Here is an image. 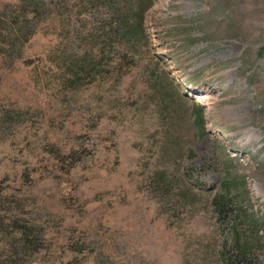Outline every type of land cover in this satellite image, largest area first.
<instances>
[{
    "label": "rangeland",
    "instance_id": "obj_1",
    "mask_svg": "<svg viewBox=\"0 0 264 264\" xmlns=\"http://www.w3.org/2000/svg\"><path fill=\"white\" fill-rule=\"evenodd\" d=\"M153 1L0 0V264H264V0Z\"/></svg>",
    "mask_w": 264,
    "mask_h": 264
},
{
    "label": "trees",
    "instance_id": "obj_2",
    "mask_svg": "<svg viewBox=\"0 0 264 264\" xmlns=\"http://www.w3.org/2000/svg\"><path fill=\"white\" fill-rule=\"evenodd\" d=\"M93 6L97 8L99 6V0H89ZM105 2V0H100ZM110 4L111 11V38L116 39L119 43L125 44L127 41L131 40V37L135 35H143L144 33V22L145 17L148 11L154 5L153 0H107ZM38 6V7H37ZM35 7L38 10H44L46 5L38 2ZM19 24V23H17ZM21 25V26H20ZM16 29L19 33L18 40L11 42L15 45L17 41L28 42L30 23L27 18L20 24ZM129 39V40H128ZM129 43V42H127ZM126 45V44H125ZM130 45V44H129ZM259 55L264 56V48H261ZM200 117V116H199ZM201 119V118H199ZM230 185L231 183L225 182V192L223 195L219 196L217 199L216 207L219 211V214H225L228 210L232 211L230 204L231 200L228 199L230 195ZM243 219L247 224V233L245 235L240 232L235 233V240L233 247L236 250L238 256L242 258L241 261L251 262L252 254L256 250V247L264 249V230H261L259 219L255 218L254 215L248 214L246 211H241L238 214V219ZM236 220V219H235ZM261 231L263 232L260 235ZM228 264H238L235 263L234 259H228Z\"/></svg>",
    "mask_w": 264,
    "mask_h": 264
}]
</instances>
